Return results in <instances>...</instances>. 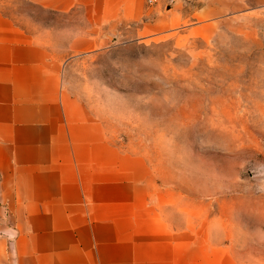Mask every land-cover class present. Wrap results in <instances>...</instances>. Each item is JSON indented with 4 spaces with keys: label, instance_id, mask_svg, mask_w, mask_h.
I'll return each mask as SVG.
<instances>
[{
    "label": "rangeland",
    "instance_id": "obj_1",
    "mask_svg": "<svg viewBox=\"0 0 264 264\" xmlns=\"http://www.w3.org/2000/svg\"><path fill=\"white\" fill-rule=\"evenodd\" d=\"M235 3L236 0H227ZM0 0L167 203L226 219L228 249L264 264V1Z\"/></svg>",
    "mask_w": 264,
    "mask_h": 264
},
{
    "label": "crops",
    "instance_id": "obj_2",
    "mask_svg": "<svg viewBox=\"0 0 264 264\" xmlns=\"http://www.w3.org/2000/svg\"><path fill=\"white\" fill-rule=\"evenodd\" d=\"M243 1L204 0L203 13ZM168 198L0 12V264H241L225 218Z\"/></svg>",
    "mask_w": 264,
    "mask_h": 264
},
{
    "label": "built area",
    "instance_id": "obj_3",
    "mask_svg": "<svg viewBox=\"0 0 264 264\" xmlns=\"http://www.w3.org/2000/svg\"><path fill=\"white\" fill-rule=\"evenodd\" d=\"M149 5H152L154 2H156V0H147Z\"/></svg>",
    "mask_w": 264,
    "mask_h": 264
}]
</instances>
